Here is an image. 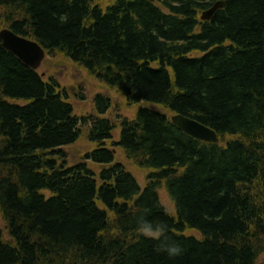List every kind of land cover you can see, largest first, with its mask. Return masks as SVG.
Listing matches in <instances>:
<instances>
[{
    "label": "trees",
    "instance_id": "obj_1",
    "mask_svg": "<svg viewBox=\"0 0 264 264\" xmlns=\"http://www.w3.org/2000/svg\"><path fill=\"white\" fill-rule=\"evenodd\" d=\"M216 1L0 0L6 26L47 56L71 59L129 105L198 120L225 143L195 140L165 112L140 106L114 145L146 173L141 186L105 146L115 130L104 118L111 101L96 96V114L80 117L60 81L0 39L8 231L0 227V264H256L264 251V0H219L224 8L201 20ZM86 127L98 147L69 164L64 147ZM142 216L166 225L183 253L170 257L159 250L164 238L137 231Z\"/></svg>",
    "mask_w": 264,
    "mask_h": 264
},
{
    "label": "rangeland",
    "instance_id": "obj_2",
    "mask_svg": "<svg viewBox=\"0 0 264 264\" xmlns=\"http://www.w3.org/2000/svg\"><path fill=\"white\" fill-rule=\"evenodd\" d=\"M9 13L10 12L6 10V8L0 6V30L6 27L8 18L7 16ZM39 71L45 74L48 78L52 76L60 81L61 85L67 89V92L70 95L69 102L74 104L75 113L80 117H90L96 114V103L94 102V99L97 94L110 97L111 101H113V106L107 111L108 113L106 116H104V118H108L112 121V123H114L115 130L113 131V138L115 140H118L120 136V125L123 120L133 119L140 106L148 108L151 106L147 104H139L138 106H132L131 104L129 105V102H127V100H125V98L117 90H113L107 86H104L97 79L91 77L85 69L79 67L74 62L60 54L53 57L48 56L47 60L43 63V66ZM151 108L154 110H160L161 112L163 111L167 115L171 116L170 112L165 110L162 106H151ZM87 134L88 127L84 129V137H82L74 145L65 147V150L68 153L70 164L81 161L86 151L95 148V146L90 143L89 139L87 138ZM227 140H230V138L228 137ZM115 155L118 162L120 161L124 167H126V169L132 173L135 178H137L142 186L147 183L146 173L136 166L135 161L129 159L128 156H126L122 148H117ZM90 166H92V164H90ZM159 196L165 209L168 210L170 214L175 215V205L172 199H170L166 188L160 189ZM0 227L4 229L5 234L8 233L5 228L6 226L3 221V217L1 216ZM186 234H195L199 237L196 231H187ZM256 264H264V251L259 253Z\"/></svg>",
    "mask_w": 264,
    "mask_h": 264
},
{
    "label": "water",
    "instance_id": "obj_3",
    "mask_svg": "<svg viewBox=\"0 0 264 264\" xmlns=\"http://www.w3.org/2000/svg\"><path fill=\"white\" fill-rule=\"evenodd\" d=\"M224 4L225 3L223 2L214 3L211 9L204 11L202 19L211 20L213 15L219 9L224 8ZM0 39L2 42V48L8 50L13 55H16L20 61H23L25 65L33 70H37L45 60V50L41 48L37 42L19 36L8 28H4L0 32ZM171 121H173L181 131L194 139L207 143H219L217 133L208 126L203 125L198 120L175 114L171 118Z\"/></svg>",
    "mask_w": 264,
    "mask_h": 264
},
{
    "label": "clouds",
    "instance_id": "obj_4",
    "mask_svg": "<svg viewBox=\"0 0 264 264\" xmlns=\"http://www.w3.org/2000/svg\"><path fill=\"white\" fill-rule=\"evenodd\" d=\"M137 231L157 239L164 238L159 250L166 252L170 257H176L183 253V246L179 242L169 241L165 237L167 227L164 224L153 223L142 216L138 220Z\"/></svg>",
    "mask_w": 264,
    "mask_h": 264
},
{
    "label": "bare ground",
    "instance_id": "obj_5",
    "mask_svg": "<svg viewBox=\"0 0 264 264\" xmlns=\"http://www.w3.org/2000/svg\"><path fill=\"white\" fill-rule=\"evenodd\" d=\"M4 28H2V30H3ZM2 30H0V32L2 31ZM11 31H14V30H12V29H10ZM15 32V31H14ZM16 33V32H15ZM17 35H19L18 33H16ZM19 36H21V35H19ZM23 37V36H22ZM26 37V36H25ZM24 37V38H25ZM26 38H28V37H26ZM30 40H32L33 42H37L38 44H39V46L41 47V48H43L41 45H40V43L37 41V40H34V39H32V38H29ZM1 46H2V42H1ZM44 49V48H43ZM45 50V49H44ZM66 58V57H65ZM69 60H71V59H69ZM72 61V60H71ZM73 62V61H72ZM79 66V65H78ZM80 67V66H79ZM81 68H83V67H81ZM84 69V68H83ZM86 70V69H85ZM87 71V70H86ZM88 72V71H87ZM89 73V72H88ZM89 75H90V73H89ZM91 76V75H90ZM91 77H94V76H91ZM95 78V77H94ZM96 79V78H95ZM98 80V79H97ZM99 82H101L104 86H107L108 88H110V89H113V88H111V87H109L106 83H103L102 81H100V80H98ZM113 90H117V89H113ZM118 91V90H117ZM119 92V91H118ZM124 98H125V96L121 93V92H119ZM98 95H101V96H103V97H106V98H108L110 101H111V99H110V97H108V96H104V95H102V94H97L96 96H98ZM125 100H126V98H125ZM128 102V101H127ZM111 103H112V106H113V101H111ZM119 140H120V137L118 138V140H115L114 138L113 139H111V140H109V141H107V143L105 144V146H106V148L108 149H111V150H113V152H114V155H115V151L117 150V148H119L118 146H116V145H114L115 143H118L119 142ZM110 143V144H109ZM94 145V144H93ZM95 146V148H97L98 146H96V145H94ZM65 148V147H64ZM95 148H93V149H95ZM92 149V150H93ZM84 157V156H83ZM82 157V158H83ZM115 157H116V155H115ZM84 159V158H83ZM82 159V160H83ZM81 160V161H82ZM116 161L118 162V160H117V157H116ZM69 162V161H68ZM80 162V161H79ZM120 162V161H119ZM75 163H78V162H75ZM75 163H73V164H75ZM69 164H70V162H69ZM72 164V163H71ZM96 166L94 165V168H95ZM0 216L1 217H3V221H4V223L5 224H7L6 223V221H5V217H4V215H3V212H2V210H1V208H0ZM69 258L70 259H73L72 258V256L70 257L69 256ZM78 261V260H77ZM79 262H80V260L78 261V264H79ZM71 264H77V263H71Z\"/></svg>",
    "mask_w": 264,
    "mask_h": 264
}]
</instances>
